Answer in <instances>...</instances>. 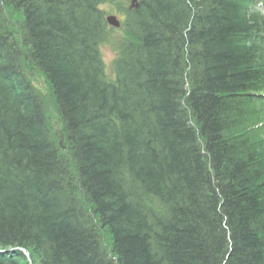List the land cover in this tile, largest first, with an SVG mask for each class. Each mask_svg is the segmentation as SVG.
<instances>
[{
  "label": "trees",
  "instance_id": "obj_1",
  "mask_svg": "<svg viewBox=\"0 0 264 264\" xmlns=\"http://www.w3.org/2000/svg\"><path fill=\"white\" fill-rule=\"evenodd\" d=\"M108 1L0 0V264H264L262 0H141L116 84Z\"/></svg>",
  "mask_w": 264,
  "mask_h": 264
},
{
  "label": "bare ground",
  "instance_id": "obj_2",
  "mask_svg": "<svg viewBox=\"0 0 264 264\" xmlns=\"http://www.w3.org/2000/svg\"><path fill=\"white\" fill-rule=\"evenodd\" d=\"M114 48H116V47H114ZM99 50L102 53L105 52V48H102L101 47V48H99ZM101 56H102V59H103V61H101V66L103 68L102 69L103 79L106 81L107 80V77H108V73L112 71V70H110L112 61L110 62V61H107L106 60L105 53L104 54H101ZM115 70H116V67H115ZM119 80H120V77L119 76H116V79L115 80L109 81L108 83L116 84V83H118ZM35 87L36 88H39V86H37L36 84H35ZM66 212H67V214L71 213L70 210H68V209H66ZM147 214L149 215V213H147ZM88 230H90V229H88ZM18 251L21 252L22 255L27 256L28 261H30V262L33 263V258L31 256L30 250H28L25 247H22V246H11V247H9V248H7V249L4 250L5 253H13V252H18Z\"/></svg>",
  "mask_w": 264,
  "mask_h": 264
},
{
  "label": "rangeland",
  "instance_id": "obj_3",
  "mask_svg": "<svg viewBox=\"0 0 264 264\" xmlns=\"http://www.w3.org/2000/svg\"><path fill=\"white\" fill-rule=\"evenodd\" d=\"M105 58L107 61H112L113 58H114V53L113 51L111 50V48L108 46L107 48H105ZM110 70H112L110 68ZM116 79V73L114 70H112L111 72L108 73V77H107V80L108 81H112V80H115Z\"/></svg>",
  "mask_w": 264,
  "mask_h": 264
},
{
  "label": "water",
  "instance_id": "obj_4",
  "mask_svg": "<svg viewBox=\"0 0 264 264\" xmlns=\"http://www.w3.org/2000/svg\"><path fill=\"white\" fill-rule=\"evenodd\" d=\"M136 1V0H134ZM110 22L114 23V24H118L117 21L114 18H110Z\"/></svg>",
  "mask_w": 264,
  "mask_h": 264
}]
</instances>
